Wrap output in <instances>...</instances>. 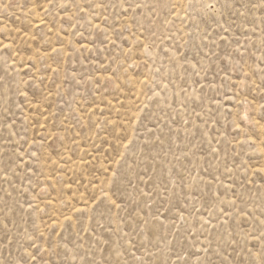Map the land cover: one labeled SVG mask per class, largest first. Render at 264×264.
Segmentation results:
<instances>
[{
  "label": "rangeland",
  "instance_id": "rangeland-1",
  "mask_svg": "<svg viewBox=\"0 0 264 264\" xmlns=\"http://www.w3.org/2000/svg\"><path fill=\"white\" fill-rule=\"evenodd\" d=\"M0 264H264V0H0Z\"/></svg>",
  "mask_w": 264,
  "mask_h": 264
}]
</instances>
